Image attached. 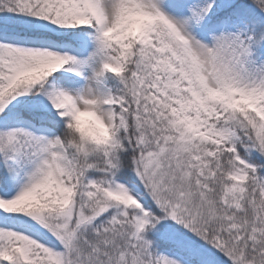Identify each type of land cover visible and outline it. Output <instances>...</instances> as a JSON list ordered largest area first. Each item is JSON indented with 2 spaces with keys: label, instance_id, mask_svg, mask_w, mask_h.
<instances>
[{
  "label": "snow or ice",
  "instance_id": "6c2138e0",
  "mask_svg": "<svg viewBox=\"0 0 264 264\" xmlns=\"http://www.w3.org/2000/svg\"><path fill=\"white\" fill-rule=\"evenodd\" d=\"M0 264H264V0H0Z\"/></svg>",
  "mask_w": 264,
  "mask_h": 264
}]
</instances>
